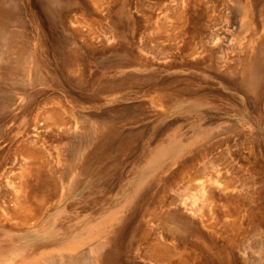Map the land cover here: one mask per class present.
Returning a JSON list of instances; mask_svg holds the SVG:
<instances>
[{
  "label": "rangeland",
  "instance_id": "rangeland-1",
  "mask_svg": "<svg viewBox=\"0 0 264 264\" xmlns=\"http://www.w3.org/2000/svg\"><path fill=\"white\" fill-rule=\"evenodd\" d=\"M263 4L0 0V264H264Z\"/></svg>",
  "mask_w": 264,
  "mask_h": 264
},
{
  "label": "bare ground",
  "instance_id": "bare-ground-1",
  "mask_svg": "<svg viewBox=\"0 0 264 264\" xmlns=\"http://www.w3.org/2000/svg\"><path fill=\"white\" fill-rule=\"evenodd\" d=\"M252 6H253V4H251V9H252ZM257 15L256 16H258V26L261 28V30L264 32V4H263V6H262V8L259 10V11H257V13H256ZM261 31V32H262ZM260 32V33H261ZM260 34H257V36H259ZM255 37V32H253V33H251V35H250V37L248 38V44H252V43H254L256 40H257V38H254ZM193 43V42H192ZM194 47V46H193ZM221 57V56H220ZM250 66H251V63H249L248 64V67L246 68V71H247V74H248V72H249V68H250ZM254 68V67H253ZM256 69V68H255ZM257 71V70H256ZM259 72H260V70H259ZM258 73V72H257ZM263 73V72H262ZM261 74V73H260ZM259 75V74H258ZM255 76H257V75H255ZM264 76V75H263ZM170 79V78H169ZM260 79V78H259ZM258 79V80H259ZM261 79H262V77H261ZM151 81V80H150ZM149 81V82H150ZM182 81V80H181ZM148 82V83H149ZM153 83V82H152ZM255 83V86H256V82H254ZM259 83V82H258ZM173 84V83H172ZM176 84V83H175ZM260 84V83H259ZM147 86V85H146ZM162 86V85H161ZM259 86V85H258ZM151 87V86H150ZM169 87V86H168ZM171 88H172V86H170ZM248 87V86H247ZM147 88V87H146ZM244 89V88H243ZM242 89V92H245L244 90ZM250 89V88H249ZM147 90V89H146ZM178 90V89H177ZM176 90V91H177ZM239 91H241L240 89H239ZM183 92H185V91H183ZM246 93H248V91H246ZM175 94V93H174ZM247 95V94H246ZM250 96H252V95H250ZM144 104V103H143ZM142 106V105H141ZM131 110V109H130ZM146 111V110H145ZM204 111V110H203ZM202 111V112H203ZM133 112V111H132ZM206 112V111H205ZM205 112H203V113H205ZM119 113V112H118ZM120 113H121V111H120ZM135 114V113H134ZM100 115H102V114H100ZM116 115V114H115ZM54 116H55V120H56V123H58V124H61L63 121L61 120V114H59L58 112H55L54 113ZM104 116V115H103ZM106 117H107V115H106ZM110 117V116H109ZM115 116H113V118H114ZM117 117V116H116ZM110 119V118H109ZM115 119V118H114ZM157 120V119H156ZM155 120V121H156ZM115 121V120H114ZM117 121V120H116ZM161 121V120H160ZM167 123V122H166ZM128 125H130V124H128ZM132 125V124H131ZM175 125V124H174ZM143 126V125H142ZM145 127V126H144ZM166 127V126H165ZM124 128V127H123ZM153 128V127H152ZM164 129V128H163ZM128 130V129H127ZM162 133V132H161ZM147 135H148V133H146ZM150 134V133H149ZM151 136V135H150ZM84 137V136H83ZM140 137V136H139ZM138 137V138H139ZM145 138V137H144ZM155 140V139H154ZM143 141V140H142ZM141 142V141H140ZM152 142V141H151ZM150 142V143H151ZM114 143V142H113ZM111 144V143H110ZM116 144V143H115ZM142 144H143V142H142ZM112 145V144H111ZM110 145V146H111ZM105 146V145H104ZM113 146V145H112ZM116 146V145H115ZM144 146V145H143ZM107 148H109V147H107ZM116 148V147H115ZM141 149H142V147H141ZM113 150V149H112ZM143 150V149H142ZM158 150V149H157ZM160 150V149H159ZM158 150V151H159ZM140 152H141V150H140ZM162 152V151H161ZM132 153V152H131ZM158 152L156 151V154H157ZM129 154V153H128ZM153 155H154V152H153ZM28 157H29V164H31V165H33V163H36L35 162V159H36V157H37V155L35 154V153H31V152H29V155H27ZM128 158V157H127ZM119 162V161H118ZM150 163H152V162H150ZM149 163V164H150ZM24 164V163H23ZM126 164V163H125ZM124 164V165H125ZM98 165V164H97ZM99 165H101V164H99ZM97 167V166H96ZM145 167V166H144ZM26 168L27 167H25V164L23 165V167L21 168L23 171H26ZM95 170V169H94ZM152 170H153V167H152ZM79 171V170H78ZM148 171V170H147ZM145 172V171H144ZM151 172H153V171H151ZM94 173V172H93ZM95 174V173H94ZM98 175V174H97ZM144 175V174H143ZM19 176V175H18ZM18 176H17V179L18 180H21V178H22V176L21 177H19L18 178ZM49 176V175H48ZM92 176H94V175H92ZM96 176V175H95ZM99 177H100V175H98ZM91 177V176H90ZM115 177V176H114ZM145 177V176H144ZM106 179V178H105ZM104 179V180H105ZM230 179V178H229ZM14 180V179H13ZM17 180V181H18ZM98 180V179H97ZM231 180V179H230ZM216 182V181H215ZM59 183V182H58ZM107 183V182H106ZM17 185L16 186H14V188H15V192L16 193H18V196L13 200V208H7V209H5L4 208V210L6 211V214L9 216V218H18V215L17 214H20V213H22V212H25V211H27L29 208H30V205H31V201L30 200H28L27 199V195H28V193H26L27 191L25 190V184L22 182V180L21 181H19L18 183H16ZM50 184V183H49ZM64 184V183H63ZM8 185H9V183H8ZM104 185H105V183H104ZM209 185V184H208ZM99 187V186H98ZM138 187V186H137ZM200 187H201V185H200ZM106 188V187H105ZM134 188V187H133ZM202 188V187H201ZM66 189V188H65ZM203 189V188H202ZM206 189V188H205ZM201 190V189H200ZM204 190V189H203ZM62 191H63V189H62ZM61 192V191H60ZM135 192V191H134ZM137 192V191H136ZM135 192V193H136ZM205 192V191H204ZM27 195H26V194ZM61 193H63V192H61ZM92 193V192H91ZM201 193H203V191H201ZM20 194V195H19ZM64 194V193H63ZM139 194V193H138ZM60 195H62V194H60ZM88 195V194H87ZM90 195V194H89ZM88 195V196H89ZM96 195V194H95ZM204 195V194H203ZM55 196H57L56 195V193H55ZM201 196V195H200ZM62 197V196H61ZM104 197H106V196H104ZM108 197V196H107ZM128 197V196H127ZM136 197V196H135ZM140 197V196H139ZM211 197V196H210ZM86 198V197H85ZM103 199H105V198H103ZM125 199V198H124ZM51 200H52V198H51ZM61 200V199H60ZM139 200V199H138ZM208 200V199H207ZM206 200V201H207ZM102 201V200H101ZM104 201H106V199L104 200ZM125 201V200H124ZM103 202V201H102ZM76 203V202H75ZM74 203V204H75ZM202 203V202H201ZM204 203V202H203ZM211 203V202H210ZM65 204V203H64ZM68 205V204H67ZM98 205H99V203H98ZM120 205V204H119ZM74 206H76V204L74 205ZM188 206V205H187ZM209 206V205H208ZM8 207H9V205H8ZM66 209H69V208H66ZM87 209V208H86ZM1 211V210H0ZM42 211V210H41ZM78 211V210H77ZM62 212V211H61ZM61 212H60V214H61ZM66 212H68V211H66ZM112 212V211H111ZM110 213V212H109ZM41 214V212L39 213V215ZM38 215V216H39ZM111 215V214H110ZM38 216H37V218H38ZM125 217V216H124ZM40 218V217H39ZM57 218V217H56ZM59 218V217H58ZM126 218V217H125ZM30 219V217H27L26 219L25 218H23L22 220H23V222H27L28 220ZM82 219V218H81ZM80 219V220H81ZM106 219V218H105ZM104 219V221L106 222V220ZM121 219H122V217H121ZM124 219V218H123ZM117 220H118V218H117ZM128 220H129V218H128ZM54 221V220H53ZM70 221V220H69ZM78 221H79V219H78ZM127 221V220H126ZM68 222V221H67ZM104 222V223H105ZM112 222H114V221H112ZM120 222H122V221H120ZM17 223V222H16ZM117 223V222H116ZM124 223V222H123ZM123 223H121V224H123ZM127 223V222H126ZM46 225V224H45ZM67 225H69V223L67 224ZM103 225V224H102ZM115 225V224H114ZM52 226V225H51ZM65 226H66V224H65ZM61 227V226H60ZM63 227H64V225H63ZM97 227H98V225H97ZM114 227V226H113ZM132 227V226H131ZM57 229V228H56ZM63 229V228H62ZM68 229V228H67ZM105 229V228H104ZM111 229V228H110ZM93 230H94V228H93ZM99 230V229H98ZM128 230V229H127ZM61 231V230H60ZM63 231H66V230H63ZM103 231V230H102ZM106 231V230H105ZM119 231V230H118ZM130 231V230H129ZM108 232V231H107ZM68 233V232H67ZM105 233V232H104ZM104 233H103V235H104ZM111 233V232H110ZM53 234H55V231H54V233ZM57 234H59V232H57L56 233V235ZM61 234V233H60ZM63 234H65V233H63ZM101 234V233H100ZM112 234V233H111ZM117 234V233H116ZM120 234V233H119ZM87 235H89V234H87ZM114 235V234H113ZM122 235V234H121ZM120 235V236H121ZM60 236V235H59ZM98 236V235H97ZM96 236V237H97ZM116 236V235H115ZM127 236V235H126ZM67 237V236H66ZM101 237V236H100ZM122 237V236H121ZM124 237V236H123ZM160 238V237H159ZM53 239H54V237H53ZM120 239H122V238H120ZM115 241H116V238L114 239ZM119 240V239H118ZM94 241V240H93ZM57 242V241H56ZM80 242V241H79ZM105 242V241H104ZM43 243H45L44 245H46V242H43ZM43 243H40V245L41 244H43ZM48 243V242H47ZM92 242H90V244H91ZM165 243H166V241H165ZM51 244V243H50ZM76 244V243H75ZM81 244V243H80ZM84 244V243H83ZM96 244H98V243H96ZM117 244H119V243H117ZM116 243H115V246L117 245ZM169 244V243H168ZM36 245V244H35ZM44 245H43V247H44ZM52 245V244H51ZM70 245V244H69ZM87 245V244H86ZM121 245V244H120ZM37 246V245H36ZM93 246H94V244H93ZM119 246V245H118ZM108 247V246H107ZM150 247V246H149ZM31 248V247H30ZM29 248V249H30ZM38 248V247H37ZM48 248H49V246H48ZM81 248V247H80ZM88 248V247H87ZM92 248V247H91ZM90 248V249H91ZM94 248V247H93ZM98 248V247H97ZM118 248V247H117ZM121 248V247H120ZM89 249V250H90ZM96 249V248H95ZM107 249V248H106ZM116 249V248H115ZM143 249V248H142ZM37 250V249H36ZM88 250V251H89ZM100 250V249H99ZM99 250L97 251V252H99ZM135 250H137V248L135 249ZM96 251V250H95ZM117 251V250H116ZM141 251V250H140ZM145 251V250H144ZM143 251V252H144ZM170 251H172V253H175V254H177L176 253V251L174 250L173 251V249H172V246H171V248H170V246L169 245H167V244H164V243H157V244H153V246L151 247V249H150V252H149V257L151 256V258H150V260L154 263V262H156V263H158V262H164V260H165V258H166V256L167 255H170ZM75 252V251H74ZM73 252V253H74ZM79 253H80V251H78ZM90 252V251H89ZM121 252V251H120ZM147 252V251H146ZM77 253V252H76ZM84 253V252H83ZM83 253L81 254V257H82V255H83ZM148 253V252H147ZM178 253H179V251H178ZM180 253H182V252H180ZM92 253H90V255H91ZM115 254V253H114ZM117 254V253H116ZM120 254V253H119ZM70 255V254H69ZM179 254H177L176 256H178ZM89 256V255H88ZM88 256H87V258H88ZM109 256H111V255H109ZM108 256V257H109ZM171 256V255H170ZM74 257V256H73ZM80 257V256H79ZM93 257V256H92ZM107 257V258H108ZM115 257V256H114ZM172 257H174V256H172ZM171 257V258H172ZM179 257V256H178ZM178 257H176V260H177V258ZM76 258V257H75ZM90 258V257H89ZM180 258V257H179ZM178 258V259H179ZM56 259H59V258H56ZM69 260H70V258H68ZM68 259H67V261H68ZM75 260V259H74ZM74 260L72 261V262H69V264H73L74 263ZM113 260V259H112ZM146 260V259H145ZM150 260L148 261L149 262V264H151V262H150ZM46 262H47V260H45ZM45 261H44V264H45ZM52 261H54V260H52ZM67 261H66V263H67ZM71 261V260H70ZM83 261H84V264H86V262H85V259L84 260H82V262H81V264L83 263ZM88 261H89V259H88ZM114 261V260H113ZM60 262V261H59ZM77 261H75V264H77L76 263ZM92 262V261H91ZM90 262V263H91ZM106 262V261H105ZM48 263H51V261L50 262H48ZM47 263V264H48ZM64 263V262H63ZM66 263H64V264H66ZM79 264H80V262H78ZM114 263V262H113ZM167 263H168V261H167ZM166 263V264H167ZM92 264V263H91ZM106 264V263H105ZM161 264H163V263H161ZM164 264H165V262H164ZM169 264V263H168Z\"/></svg>",
  "mask_w": 264,
  "mask_h": 264
}]
</instances>
